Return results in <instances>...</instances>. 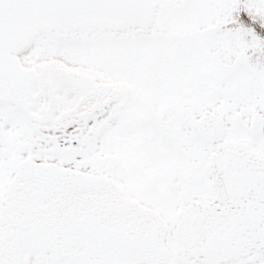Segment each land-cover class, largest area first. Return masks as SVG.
Instances as JSON below:
<instances>
[{"label":"snow or ice","instance_id":"1","mask_svg":"<svg viewBox=\"0 0 264 264\" xmlns=\"http://www.w3.org/2000/svg\"><path fill=\"white\" fill-rule=\"evenodd\" d=\"M0 264H264V0H0Z\"/></svg>","mask_w":264,"mask_h":264}]
</instances>
